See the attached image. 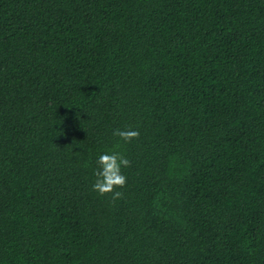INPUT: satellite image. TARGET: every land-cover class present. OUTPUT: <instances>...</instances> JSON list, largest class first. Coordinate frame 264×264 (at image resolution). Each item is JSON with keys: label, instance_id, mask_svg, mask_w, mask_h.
Masks as SVG:
<instances>
[{"label": "trees", "instance_id": "16d2710c", "mask_svg": "<svg viewBox=\"0 0 264 264\" xmlns=\"http://www.w3.org/2000/svg\"><path fill=\"white\" fill-rule=\"evenodd\" d=\"M0 264H264V0H0Z\"/></svg>", "mask_w": 264, "mask_h": 264}, {"label": "clouds", "instance_id": "9594fccd", "mask_svg": "<svg viewBox=\"0 0 264 264\" xmlns=\"http://www.w3.org/2000/svg\"><path fill=\"white\" fill-rule=\"evenodd\" d=\"M113 135L121 138L125 142L139 137L138 129L127 128L124 130L115 129ZM118 148L119 145H116ZM98 169L94 175L96 180L93 184V190L98 191L100 195L113 193V200L123 197V193L114 191L115 188H123L126 184V176L122 173V167H129L130 161L118 151L104 153L98 157Z\"/></svg>", "mask_w": 264, "mask_h": 264}]
</instances>
